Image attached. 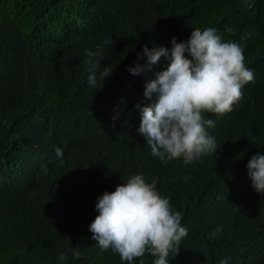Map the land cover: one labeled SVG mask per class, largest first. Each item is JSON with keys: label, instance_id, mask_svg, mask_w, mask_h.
Wrapping results in <instances>:
<instances>
[{"label": "trees", "instance_id": "16d2710c", "mask_svg": "<svg viewBox=\"0 0 264 264\" xmlns=\"http://www.w3.org/2000/svg\"><path fill=\"white\" fill-rule=\"evenodd\" d=\"M206 28L241 46L254 81L231 112L203 113L215 121L207 131L216 153L161 166L137 131L135 105L144 101L145 81L167 65L139 75L127 69L144 45L171 51L172 40L186 44ZM88 51L103 57L98 72L113 69L93 88ZM258 153L264 0H0V264H59L61 252L64 264H120L89 225L97 198L134 174L154 181L183 214L188 235L170 264H264V197L246 167Z\"/></svg>", "mask_w": 264, "mask_h": 264}, {"label": "clouds", "instance_id": "9594fccd", "mask_svg": "<svg viewBox=\"0 0 264 264\" xmlns=\"http://www.w3.org/2000/svg\"><path fill=\"white\" fill-rule=\"evenodd\" d=\"M86 55L87 84L93 88L113 69L98 72L103 60L100 52ZM162 62L167 70L156 71L145 81L144 101L135 105L141 121L137 131L161 166L180 159L187 166L218 149L216 138L207 131L215 127V121L204 119L203 113L231 112L243 98L242 88L254 81V73L245 64L241 46L222 40L215 28L194 32L186 44L172 40L171 51L163 45H144L127 71L139 75ZM54 155L62 165L63 149L56 147ZM246 167L252 188L264 197V154L253 155ZM95 210L98 215L89 225L92 239L102 250L118 254L120 264L142 262L146 256L154 257L152 264H170L188 235L182 212L158 195L154 181L148 184L140 174L130 176L115 191H105L97 198ZM219 231L218 227L210 235ZM71 254L80 256L75 250ZM67 259V253H59V264ZM218 264H228V259L221 258Z\"/></svg>", "mask_w": 264, "mask_h": 264}]
</instances>
